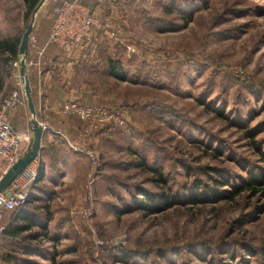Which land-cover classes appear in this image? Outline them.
<instances>
[{
  "label": "rangeland",
  "instance_id": "rangeland-1",
  "mask_svg": "<svg viewBox=\"0 0 264 264\" xmlns=\"http://www.w3.org/2000/svg\"><path fill=\"white\" fill-rule=\"evenodd\" d=\"M87 3L119 32L103 39L126 81L97 82L124 125L83 148L99 155L92 187L78 153L45 229L8 240L0 264H264L263 187L247 186L264 178V0ZM25 15L0 0V40L51 25L50 4Z\"/></svg>",
  "mask_w": 264,
  "mask_h": 264
},
{
  "label": "crops",
  "instance_id": "crops-1",
  "mask_svg": "<svg viewBox=\"0 0 264 264\" xmlns=\"http://www.w3.org/2000/svg\"><path fill=\"white\" fill-rule=\"evenodd\" d=\"M84 3L90 8L87 0ZM92 12L97 20L92 43L51 44L45 49L38 66L28 63L37 61V52L46 41L51 25L42 22L32 25L29 39L34 38L36 43L34 45L28 43L26 68L35 115L32 116L28 110L26 97L23 94L22 103L9 113L8 119L19 131L31 129L33 125L39 126L41 121H45L48 130L42 135L37 158L42 177L32 189L30 193L32 197L22 208L21 216L17 220H12L13 212H11L5 214L0 221V227L13 231L12 235H3V232L0 234V252L3 251V245L8 240L17 239L22 233H31L30 235L35 236L41 231L40 229H45L46 214L52 197L57 194L59 188L69 186L78 175L77 161L80 154L73 152L56 132L63 134L68 141H78L82 149L95 145L100 136L109 134L105 128H101L83 135L82 131L86 127L84 122L75 117L60 115V108L67 101L88 105L108 104L99 93L97 79H100L103 68L106 78L112 79L108 76L106 62L112 58L111 54L114 50L103 39V32L109 28L105 29L99 22L96 12L94 10ZM22 225H28V230L18 232L17 229Z\"/></svg>",
  "mask_w": 264,
  "mask_h": 264
},
{
  "label": "built area",
  "instance_id": "built-area-1",
  "mask_svg": "<svg viewBox=\"0 0 264 264\" xmlns=\"http://www.w3.org/2000/svg\"><path fill=\"white\" fill-rule=\"evenodd\" d=\"M85 0H45L44 3L51 5V26L50 32L42 48L37 52V61L29 62L28 65L38 66L45 49L54 43L69 45L91 44L93 41V30L97 25L92 10L84 3ZM103 37L108 40L119 38L117 30H105ZM34 45L36 40L29 39ZM127 51H132L126 46ZM5 69L11 72V77L16 81V86L0 102V182L9 170L24 156L32 143L31 129L19 131L14 128L8 119L9 113L17 109L22 103L23 88L20 82L17 59L8 56ZM60 115L75 117L86 124L83 135H87L95 129L106 126H123L124 118L122 110L107 108L101 105L79 104L67 101L60 108ZM39 126L45 131L48 127L45 121ZM55 133V132H54ZM68 144V147L75 153L85 156L89 163L88 187H92L96 172L99 168V155L94 149H82L78 141H68L67 138L56 132ZM38 161L35 159L9 186L0 192V221L5 213L14 212L24 207L30 197L32 189L39 182ZM90 216V212L87 213ZM4 231L0 227V234Z\"/></svg>",
  "mask_w": 264,
  "mask_h": 264
},
{
  "label": "water",
  "instance_id": "water-1",
  "mask_svg": "<svg viewBox=\"0 0 264 264\" xmlns=\"http://www.w3.org/2000/svg\"><path fill=\"white\" fill-rule=\"evenodd\" d=\"M45 0H41L39 5L35 8L33 12V17L37 14L40 7L44 4ZM32 23L29 25L27 31L23 34L19 49H18V71L20 75V82L23 88V93L26 97L27 107L31 115L34 116V106L30 97L29 81L27 76L26 68V55L28 51L29 37L32 31ZM32 132V143L29 150L24 154V156L9 170V172L4 176L0 182V192L4 191L9 184L17 177V175L23 171L30 163L38 158L41 146V138L44 130L37 125L31 127Z\"/></svg>",
  "mask_w": 264,
  "mask_h": 264
},
{
  "label": "trees",
  "instance_id": "trees-1",
  "mask_svg": "<svg viewBox=\"0 0 264 264\" xmlns=\"http://www.w3.org/2000/svg\"><path fill=\"white\" fill-rule=\"evenodd\" d=\"M22 1L26 7V15H25L26 19L29 18V16L33 13L35 8L41 2V0H22ZM20 42L21 41L19 38L16 40H9V39L0 40V63L1 64H2V62L6 61L5 55H9L13 59H17ZM106 65H107L108 76L110 78H112L116 81H120V82L126 81V73H125L120 61L110 58L107 60ZM5 76L6 75H4L2 73V68H1V71H0V90L4 88V84H5L4 79H6ZM38 172H39V181H40V179L42 177V171L40 168L38 169ZM247 186L250 189H254V186L263 187L262 192L264 193V178L262 176H258L256 179H250L247 182ZM31 197L32 196L30 194V197H29L27 203L29 202ZM24 207H22V208H24ZM22 208L14 211L12 213V216H11L12 220H17L21 216ZM28 228H29L28 225H22L17 230H18V232H23V231H27ZM12 233H13V231L9 228L3 231V235H12Z\"/></svg>",
  "mask_w": 264,
  "mask_h": 264
}]
</instances>
